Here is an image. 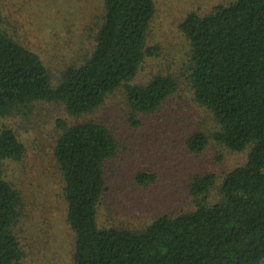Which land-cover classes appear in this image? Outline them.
I'll list each match as a JSON object with an SVG mask.
<instances>
[{
	"label": "trees",
	"instance_id": "obj_1",
	"mask_svg": "<svg viewBox=\"0 0 264 264\" xmlns=\"http://www.w3.org/2000/svg\"><path fill=\"white\" fill-rule=\"evenodd\" d=\"M155 13V0H102L92 53L55 78L37 53L8 37L0 11V264H19L25 256L14 231L23 196L5 177V165L21 162L26 147L4 120L28 118L41 103L81 119L120 88L133 115L153 116L179 96L183 77L195 104L215 123L209 134L199 129L188 136L189 152L201 155L217 144L233 154L247 153L245 163L221 176L194 175L187 210L160 213L140 227H100L105 168L118 155L120 141L103 121L58 120L54 157L75 236L73 262L264 264V0L217 4L203 16L189 13L180 23L190 47L181 79L159 73L134 85L146 59L161 54L147 47ZM135 180L147 189L159 177L139 170ZM169 199L183 201L175 189Z\"/></svg>",
	"mask_w": 264,
	"mask_h": 264
},
{
	"label": "rangeland",
	"instance_id": "obj_2",
	"mask_svg": "<svg viewBox=\"0 0 264 264\" xmlns=\"http://www.w3.org/2000/svg\"><path fill=\"white\" fill-rule=\"evenodd\" d=\"M233 1L155 0L147 47H158L161 54L146 59L132 84L145 85L159 73L181 79L190 47L180 23L189 13L203 16L215 5ZM0 11L8 37L37 53L57 78L92 53L102 0H0ZM181 81L179 96L153 116L133 115L120 88L102 108L81 119L70 117L61 106L41 103L28 118L4 120L26 147L21 162L5 165V177L23 196V213L14 227L25 253L19 264H74L75 236L67 224L64 185L54 157L58 120L103 121L115 129L120 141L118 155L105 168L107 192L98 209L100 227H140L160 213L187 210L192 205L188 183L194 175L213 171L221 176L245 163L247 153L233 154L217 144L201 155L189 152L188 136L199 129L209 134L215 123L193 101L187 80ZM139 170L154 172L159 182L139 188L135 180ZM172 189L183 201L168 200ZM157 191L162 192L159 201ZM149 201L152 205L147 208Z\"/></svg>",
	"mask_w": 264,
	"mask_h": 264
}]
</instances>
